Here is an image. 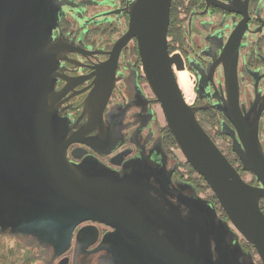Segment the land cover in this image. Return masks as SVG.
<instances>
[{
  "label": "water",
  "instance_id": "water-1",
  "mask_svg": "<svg viewBox=\"0 0 264 264\" xmlns=\"http://www.w3.org/2000/svg\"><path fill=\"white\" fill-rule=\"evenodd\" d=\"M173 1L129 3L127 32L116 41L109 59L93 66L94 88L84 111L90 129L84 135L100 131L95 142L104 146L105 153L115 149L113 137H119L114 125L104 122V113L117 85L121 55L136 41L144 77L168 129L186 161L216 196L228 222L220 218L213 202L197 195L193 184L170 186L165 176L170 178L172 173H167V156L160 165L145 159L127 164L120 172L90 158L72 162L68 149L74 144L102 150L92 140L75 136L56 101L61 47L55 44V32L65 0H0V230L32 241L31 246L45 256L31 259L54 264L71 249L76 230L92 222L110 229L91 251L87 250L97 244L99 232L88 227L78 234V241L84 237L90 241L83 244L85 253L80 256L92 255L94 262L256 264L252 253L242 247L240 234L264 264V144L259 137L264 97L262 103L257 98L250 113L244 114L238 73L251 0L231 4L205 0L208 8L243 20L218 60L211 41L209 76L201 77L198 94L210 99L202 89L214 82L221 66L226 92L215 109L234 127L235 152L244 171L255 176L257 186L243 179L200 123L198 112L210 107H194L185 100L176 75V71H187L185 61L181 54L171 53L169 44ZM149 114L151 121L153 109Z\"/></svg>",
  "mask_w": 264,
  "mask_h": 264
},
{
  "label": "flooded vegetation",
  "instance_id": "flooded-vegetation-1",
  "mask_svg": "<svg viewBox=\"0 0 264 264\" xmlns=\"http://www.w3.org/2000/svg\"><path fill=\"white\" fill-rule=\"evenodd\" d=\"M220 1L224 4L234 3V0ZM130 2L131 0H65L66 4L62 7L63 16L59 29L55 32V39L58 38L55 44L61 47L59 63L55 73V95L60 113L63 118L69 121L71 130L76 134V137L90 139L95 142L101 135L100 131L84 135L90 129L89 119L84 111L88 95L94 88L95 75L93 66L105 63L109 59V53L116 41L127 32L130 20L127 7ZM189 3L190 0L186 3V6ZM202 5L205 8L194 11L191 16H188L183 7L179 9L185 15L182 17V13H180V18L184 21L183 29L187 36L188 47L184 53L180 50L173 52L181 54L184 58L186 70L188 75L192 77L191 80H194V90L196 89L197 93L201 77L209 76L208 66L212 59L207 55L212 53V44L216 46L215 54L218 60L230 36L243 20L242 16L225 12L219 8L213 6L208 8L205 0H203ZM209 15L212 19L208 18ZM249 15L248 29L241 42L238 64L240 104L244 114L250 113L257 98L262 103V98L264 97V0H251ZM214 16H218L219 19L215 21L213 19ZM118 29L120 33L114 37L112 45L109 47L108 44L104 43L103 38L108 33ZM253 37H256V40H253ZM211 41H213L212 44ZM201 44H204L201 53H203V56L205 55V62H201L199 57H192L193 52ZM125 50L121 55L116 74L117 85L104 113V122L108 126L113 124L116 136L117 138L119 137L117 140L113 137L115 149L109 150L107 154L104 146L99 142H95V144L102 150V153L86 144H74L68 149L69 159L74 163L79 164L84 159L90 158L120 172L123 171L127 164H140L145 162V159L156 166L157 164L160 165L162 160H164L163 156H167L169 161V156L163 148V139L155 136L153 129L155 114L153 120L150 121V118H148L150 117L149 113L152 105L149 104L150 100L147 99L141 90L140 75L136 65L134 66L130 61L126 60L123 55ZM194 60H197L195 62L196 66L192 64ZM219 68L222 67L217 68L214 82L209 83V86L202 89L203 94L211 96L210 99L208 97L202 99L199 96V99L203 100L205 104L197 107L208 106L214 112L218 111L215 109L216 106L219 107L221 104V100L218 98L226 92L224 73L222 77H217ZM218 113V116L222 115L221 112L218 111ZM223 127L227 128V133L224 132ZM220 130L224 137L231 140V151L239 160L231 135L234 127L224 116L221 120ZM259 137L264 144V111L259 118ZM240 164L244 171L241 162ZM178 168L177 165L172 167L167 165V173L172 172L170 173V178L165 173L167 181L174 189L180 187L181 182H185L177 177ZM251 183L255 186L258 185L254 175ZM197 195L201 198L198 192ZM206 201L213 202L210 200ZM261 202L264 203V199ZM220 218L225 220L221 216ZM88 227H93L99 232V240L96 245L91 246L87 251L97 248L104 235L110 231L105 225L92 222L84 223L76 230L71 249L54 264H76V262H79L78 264L108 263L99 259L94 262V256L83 255L85 253L83 247L88 241L85 240V237L78 241L77 237L80 231ZM10 240H13L16 245H9L8 242ZM31 242L21 236L13 238L10 234L2 233L0 230V264L5 263L4 261H6L5 264H24L27 259L25 257L28 254H31V258H45L37 248L31 246ZM28 244L30 245L27 246ZM25 245L27 247H24ZM8 247L14 251L13 254L9 255V253L4 252V249L7 250ZM81 252L83 253L82 256H80ZM46 259L48 260L49 258L46 257ZM82 260L84 261L82 262ZM31 261L36 264H47L45 261L36 259Z\"/></svg>",
  "mask_w": 264,
  "mask_h": 264
},
{
  "label": "rangeland",
  "instance_id": "rangeland-1",
  "mask_svg": "<svg viewBox=\"0 0 264 264\" xmlns=\"http://www.w3.org/2000/svg\"><path fill=\"white\" fill-rule=\"evenodd\" d=\"M180 12L182 13L181 14L182 17H184L185 15H184L183 11L181 10ZM208 18L212 19V17L210 15H209ZM213 19L215 21H217L219 19V17L218 16L217 17L214 16ZM186 24H187V22H186ZM252 24H254V22H252ZM119 33H120L119 29L108 33L103 38L104 43L108 44V46L111 47L112 42L114 40V37L118 36ZM253 40H256V37H253ZM169 44L171 46H173V40L171 38L169 39ZM136 46H137V44L135 43V41L131 42L129 44V46L126 48V50H125V52L123 54L125 59L130 61L134 66L135 65L136 66L139 65V59H138L139 56L136 53ZM203 48H204V44H201V46L196 48V50L193 52L192 57L193 58L199 57L201 62L202 61L205 62L206 61L205 55L203 56L202 55L203 53H201ZM195 62H197V60L193 61V63H192L193 66H196ZM140 71H141L140 86L142 88L141 90L144 93V95L147 97V99H149L152 102L151 103V105H152L151 107H152V109L154 111V114H155V121L153 122V129H154V132H155V136L157 138L160 137V136H165V139H166L165 142H167V135H168L166 133L167 124H166L164 115L162 113L160 105L155 102V96H154L152 90L150 89V87H149V85H148V83L146 81V78L144 77V74H143V71H142V65H141ZM222 75H223L222 68H219V70L217 72V77H222ZM189 78L192 79L191 76H189ZM192 82H193V86H194V80ZM194 94L196 96H195L194 102H192V106L197 107V106L204 105L205 102L203 100L199 99V94L196 92V89H195V93ZM215 112L214 113L213 112L200 113V114H198L197 117H198L200 123L202 124V126L207 131V133L212 137V139L218 145L220 150L228 157L230 162L233 163V165L237 168V170H240V172H241L240 174L243 177V179L246 182L252 184L251 182L253 181V175L251 173L242 171V167H241V164H240L238 158L231 151V144H232L231 140L227 139L224 136H222L221 130H220V124L219 125H215L216 118L219 121V123H220V120H222L221 117H217V115H216V114H219L218 111L216 113ZM213 116L215 117V119L213 118ZM147 122H149V120H147ZM166 152L169 154L168 166L172 167V166H175V165H179V168H178V171H177V174H176L177 177H179L180 179H182V181H185L188 184L189 183L194 184L197 187L201 198L213 201V198L215 196L214 193L208 187L206 182L193 169H191L190 166L187 165L188 162L186 161V158L184 157V155L181 152V150L179 149V147L177 145H173V146L172 145H167L166 146ZM217 207H218L217 209H218L219 216L222 217L223 213L220 211V209H221L220 205L218 204ZM232 229L237 233V231L233 227H232ZM238 235H239V240H240V243H241L242 247L246 251H248V252L250 251V253H252L253 258H254V262L256 264H261L262 262L260 260L259 255L256 253L255 249L251 248L240 234H238ZM6 242H7V240H6ZM8 244L9 245H14L15 243L13 242V240H10L8 242ZM7 250H9V251H7ZM7 250L4 249V252H6L7 254L9 253V255L14 253V251L11 248H9V247L7 248ZM30 256H31V254L26 255L25 259L26 258H30L31 259ZM21 260H22V258H21ZM31 260H29V261H31ZM4 262L6 263V261H4ZM5 263H3V264H5ZM29 263L30 264H36L33 261H31Z\"/></svg>",
  "mask_w": 264,
  "mask_h": 264
},
{
  "label": "trees",
  "instance_id": "trees-1",
  "mask_svg": "<svg viewBox=\"0 0 264 264\" xmlns=\"http://www.w3.org/2000/svg\"><path fill=\"white\" fill-rule=\"evenodd\" d=\"M188 1L189 0H174L173 1V4H172V10H171V25H170V30H169V38H171L173 40V46L170 45V51H171V53H173L175 51H178V50H180V51H182V53H184L185 50H186V48L188 47L187 36H186L185 31L183 29L184 21L181 20V18H180V13L181 12H180L179 9L181 7H183L185 9V12L188 14V16H191V14L194 11L201 10V9H204L205 8V6L202 5L203 0H190V3L188 4V6H186V3ZM136 53L138 54L137 46H136ZM138 56H139V54H138ZM138 59H139V65L136 66V69H137L139 75H141L140 68H141V65L142 64H141L140 57ZM139 79H140V77H139ZM206 112H213L214 113L213 109L206 108V109L200 110L198 112V114H200V113H206ZM198 114H197V116H198ZM217 117H221L222 118L223 116L222 115L221 116H218L217 115ZM213 118L215 119L214 116H213ZM219 124L221 126V120H220V123H219V121L216 118L215 125H219ZM166 133L168 134L167 135V142H165V140H166L165 139V136H160L163 139V148H164L165 151H166V146L167 145H172V146L173 145H177V143H176L173 135L171 134L170 130L168 129V127H167V130H166ZM222 136H223V134H222ZM166 154H168V153L166 152ZM168 156H169V154H168ZM187 165L190 166L189 163H187ZM177 166L179 167V165H177ZM191 169H193V168L191 167ZM238 171L240 172V170H238ZM243 172H245V171H243ZM193 186L197 189V187L194 184H193ZM197 192L199 193L198 189H197ZM213 201H214V204H216V206H218L219 203L217 201L216 196H214ZM261 207H262V210L264 211V203L263 202H261ZM220 211L223 213V216L222 217L226 221H228V217H227L226 213L222 210V208L220 209ZM248 245L251 248H254V246L252 244L248 243Z\"/></svg>",
  "mask_w": 264,
  "mask_h": 264
},
{
  "label": "bare ground",
  "instance_id": "bare-ground-1",
  "mask_svg": "<svg viewBox=\"0 0 264 264\" xmlns=\"http://www.w3.org/2000/svg\"><path fill=\"white\" fill-rule=\"evenodd\" d=\"M177 79L179 86L181 88V91L185 97L186 102L189 105H192V102H194L195 99V90L193 86L192 80L189 78L188 72L187 71H176ZM179 76V77H178ZM180 78V79H179Z\"/></svg>",
  "mask_w": 264,
  "mask_h": 264
}]
</instances>
